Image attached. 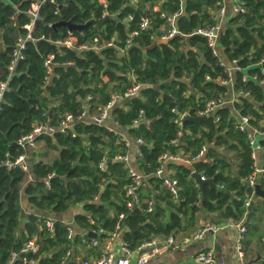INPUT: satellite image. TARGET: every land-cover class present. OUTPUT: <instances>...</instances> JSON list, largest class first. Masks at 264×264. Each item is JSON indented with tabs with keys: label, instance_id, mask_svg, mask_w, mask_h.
Masks as SVG:
<instances>
[{
	"label": "trees",
	"instance_id": "obj_1",
	"mask_svg": "<svg viewBox=\"0 0 264 264\" xmlns=\"http://www.w3.org/2000/svg\"><path fill=\"white\" fill-rule=\"evenodd\" d=\"M30 1L0 0V80L7 78L16 37L27 32ZM240 1L244 11L228 18L218 45L227 61H237L240 69L233 72V89L242 95L202 120L196 118L204 116L200 113L206 104L228 92L220 81H228L229 75L207 39L194 31L215 23L213 12L222 0L41 3L30 30L33 40L25 41L23 56L15 62L0 98V264H7L12 253V264H27L28 258L38 264H76L74 259L95 257L119 213L123 214L121 238L133 250L151 236L185 232L194 226L198 210L212 215L211 223L241 222L246 228L241 236L243 264H264V198L251 197L252 188L246 183L253 169V147L248 132L239 130L235 114L247 116L249 124L264 133V0ZM173 14L175 32L161 38L173 27L168 20ZM141 16L148 19L147 28H140ZM90 18L95 19L87 28L70 32L78 45L95 37L98 49L54 43L69 34L66 26L53 27L54 21L82 23ZM49 53L53 67L47 78L43 59ZM134 82L141 83L138 92L116 102L105 122L118 124L131 141L141 138L133 164L144 182L135 200L126 193L134 183L132 176L125 163L116 159L129 150L123 134L105 123L77 118L83 110L96 114L115 93ZM182 111L187 114L179 124L174 119ZM67 114L74 121L60 129L59 122ZM38 123L50 124L55 131L37 134V148L28 151V170L5 164L23 151L17 139ZM257 141L264 149V136ZM202 148L203 156L191 164L166 163L170 177L177 180V192L172 194L155 175L158 156L167 151L194 157ZM260 163L258 182L264 190V151ZM192 172L212 180L211 184H204L201 191ZM22 193L40 211L29 213L23 226ZM78 205L81 210L72 218V239L66 235L67 222L60 219H53L52 230L47 229L46 217ZM248 212L253 213L249 220ZM99 228V233L92 232ZM91 237L99 243L91 245ZM30 238L38 244L35 253L21 251ZM69 247L71 253L65 258Z\"/></svg>",
	"mask_w": 264,
	"mask_h": 264
},
{
	"label": "built area",
	"instance_id": "obj_2",
	"mask_svg": "<svg viewBox=\"0 0 264 264\" xmlns=\"http://www.w3.org/2000/svg\"><path fill=\"white\" fill-rule=\"evenodd\" d=\"M44 1H50L53 2L54 0H31L29 3V7L26 9V13L29 16V22L24 24L27 28V32L24 34H19L14 42V48L11 52V57L8 62V75L6 79L0 80V98L2 96L3 91L7 88V79L10 77L11 73L14 71L16 65L15 62L23 56V48L25 47V41L30 39L33 40L30 30L33 27V22L34 19L38 16V10L39 7L41 6V3ZM103 2V0H101ZM154 8H157V5H154ZM232 9V15L236 14L238 12H243L244 7L241 5L240 0H234V3L231 7ZM128 19H131L132 16L131 14L127 15ZM225 18V8L221 6L215 13V23L212 25H208L207 27H201V28H196L194 32L197 34L204 36L207 39V42L209 46L212 48V52L217 55V45L218 41L220 38V33L223 29V20ZM168 20L172 24V28L170 31L167 33V35H162L161 38H167L171 36L175 32V26L173 25L172 21V16H169ZM140 22V28H147L149 26L148 19L144 16H141L139 18ZM133 34L136 33V30L132 32ZM76 36L71 35V32L69 31V34L63 38H57L55 39L54 43L56 42L57 44H63L66 45L70 48H92V49H98L99 45L96 43V38L92 40V42L87 43L83 42L81 44H77L76 42ZM128 44L130 43L127 41ZM111 42H108V45H110ZM52 59H53V54L49 53L47 54L44 59H43V64L45 66V71H46V77L50 75L52 71ZM222 61V60H221ZM222 64L226 67L227 73L229 75V80L228 81H220L221 84L227 86L228 92L225 94L224 97L219 98L218 100H211L206 104L205 110L200 113V115L208 116L210 112L214 111L217 107L221 106H229L233 105V102L236 100V97L239 95H242L240 91L236 92L233 89V72L236 70H239L240 68L238 67L237 61L232 60L230 61V66H226L223 62ZM256 78V77H253ZM246 80V77H243V81ZM141 87V83L139 82H134L128 89H126L122 93H115L111 99L108 101L107 104L103 105L100 110L93 115H88L86 110H83L81 114L77 117L78 119L84 120L86 117L88 121L94 122V123H99V124H104L105 120L109 116V111L111 107L115 104L116 100H121L123 98H129L132 96H135V94L138 92L139 88ZM176 110V106L172 108V111ZM142 111V110H141ZM186 111L179 112L178 116L174 119L175 122L181 124L182 123V118L186 116ZM235 114L237 115V122H238V128L239 130L242 131H247L249 134V140L250 143L252 144L253 150L255 148H260L261 146L257 145L258 147H255L256 143V137H261L264 136V133H260L258 130H256L253 126L249 124V119L247 116L239 114L237 111H235ZM137 120V119H136ZM136 120H134L136 122ZM74 121L73 117L70 114L65 115V117L59 122L60 129H64L66 127H69L72 125V122ZM111 129V128H110ZM55 131V128L51 126L50 124L47 123H38L34 129L19 137L17 139L18 144L21 145L23 148V151L13 160V161H5V164L8 166L11 165H19L23 170H28L29 164H28V151L29 150H34L37 148V144L35 143V137L39 133H47V134H52ZM177 133H180V130L177 131ZM123 140L125 141V144L129 147L131 146V143L133 142L136 146V152H137V143L142 142L141 138L137 137L135 140L131 141L130 139L126 137H122ZM258 143V141H257ZM259 144V143H258ZM205 149H199L198 153L194 157H189L188 155H184L181 153H176L172 154L170 152H163L158 156V160L160 161L159 166L157 167L155 171V175L161 177L163 180V184L166 185V187L169 189V191L172 194H176L177 192V180L174 178L170 177L169 169L166 168V163L170 160L173 161H181L185 162L188 164H191L193 160L196 159V157H199L200 155L203 156V151ZM251 152L253 158H254V163H253V169L251 171V175H249L246 179L247 185L252 188V194L251 197L253 196L254 192V187L255 184L257 183L258 176L260 175V172L263 170L261 165L256 163V156L255 153ZM119 159L123 161L128 168V173L129 175L132 176V180L134 183L130 185L126 193L130 195V197L135 200L137 198V188L139 185H141L144 181V175L136 170L133 161L130 160L129 157V150L121 155H117L116 159ZM99 167L103 168L104 167V157H102L99 161ZM48 175L44 179V183L47 185L48 183ZM28 179L30 180L32 178L31 174L27 175ZM202 179H205L202 177ZM250 197V198H251ZM249 201L245 203L246 206H249ZM128 206H131V201L127 202ZM152 201H149L148 205V210L151 209ZM123 216L122 213L118 214V222L115 224V227L112 231L108 233V236L103 240V242L100 245V252L99 255L93 257L89 255L87 258H77L75 259L76 264H147L152 257L157 255L160 251L163 250H168V249H179L183 244L188 243L192 240H197L201 235H204L207 232H216L218 230L222 229H235L237 233L236 237V253L238 256V259L240 261L243 260V250H242V241H241V236L246 232V228L241 222H234V221H229L223 224H215L208 222L204 225L201 224V227L198 228L197 231H195L192 235H185L181 237L179 240L176 239V237L172 234L167 235L165 237L163 236H151L147 239H144L143 241L140 242L139 246L136 249H129L126 241H124L122 238L120 239V244H119V249L115 250L113 248V243L115 242V239L119 236V233L121 232V222L119 219ZM51 218L46 217L45 223L46 227L48 230H52L53 223H52ZM68 227H67V237L69 239L73 238L74 235V227H73V222H68ZM102 229L99 228L98 230H92L94 233H99ZM89 242L91 245H97L99 241L95 237H91L89 239ZM38 250V244L35 242L34 238H30L25 242V245L21 248V251H31L33 253L37 252ZM71 253V247H69L66 252H65V258L68 257ZM135 253V256L133 255ZM15 253H12L9 260L6 262L7 264H12L11 261L14 258ZM193 259L197 262V264H219L216 254L212 249H207V250H199L197 253L193 255ZM27 264H38L37 260L35 258H28L26 261Z\"/></svg>",
	"mask_w": 264,
	"mask_h": 264
},
{
	"label": "crops",
	"instance_id": "obj_3",
	"mask_svg": "<svg viewBox=\"0 0 264 264\" xmlns=\"http://www.w3.org/2000/svg\"><path fill=\"white\" fill-rule=\"evenodd\" d=\"M181 2H184V0H180ZM234 3V0H222V6L225 8V18L223 20V27L226 26L228 18L232 16V5ZM217 11V10H216ZM215 12L214 15H215ZM175 18L176 14L172 15V21L173 25L175 26ZM217 55L220 57L222 62L228 67L230 66V61L226 59L225 55L223 54V49L220 45H217ZM233 75V74H232ZM116 102H120V100H116ZM115 102V103H116ZM88 119L87 117L84 119V121ZM105 124L113 129L114 131L121 132L124 137L128 138L122 128L118 126L115 122H105ZM129 139V138H128ZM259 139V136L256 137V140ZM255 147L260 146V144L255 143ZM264 149L262 147L255 148L253 152L256 156V163L261 165L262 156H263ZM136 153V146L132 142L130 149H129V157L130 160L133 161L134 154ZM20 204H21V210H20V223L21 226L24 225V221L26 220L29 213L33 212L35 214L40 213L36 208H34L28 201L27 197L24 193L20 196ZM81 210V207L73 206L68 208L65 211H59V213L53 214V216H48L51 219H60L64 222H72L73 215ZM212 215L206 214L202 212V210H198V212L195 213V224L193 227L187 229L185 232H178V234H174L176 239H180L181 237L185 235H192L195 231L198 230V228L201 227V224L204 225L208 222H210L209 217ZM236 237L237 233L235 229H222L218 230L216 232H207L204 235H201L197 240H192L188 243L183 244L179 249H168L160 251L157 255L152 257L150 261L147 264H197V262L193 259V255L197 253L199 250H207L212 249L214 253L216 254L217 260L219 264H232L231 258L233 256H236L237 263L236 264H243V261H240L238 259L237 253H236ZM121 239V232L119 233V236L115 239V242L113 243V248L115 250L119 249ZM135 256V253H133ZM251 258V255L248 256ZM75 261V259L73 260Z\"/></svg>",
	"mask_w": 264,
	"mask_h": 264
},
{
	"label": "water",
	"instance_id": "obj_4",
	"mask_svg": "<svg viewBox=\"0 0 264 264\" xmlns=\"http://www.w3.org/2000/svg\"><path fill=\"white\" fill-rule=\"evenodd\" d=\"M106 17H108L107 15H105L102 19H100L99 21L102 22ZM95 18H90L82 23H73L71 22V20H56L54 21V23H52V26H57V25H63V26H66L68 28L69 31H73L74 29L76 30H82V28H87L91 22L94 21ZM188 37V36H187ZM206 116H202V117H197L196 120H202L204 119ZM193 179H195L196 183H198L201 191L203 189V186L204 184H211L212 180H205V179H202V176L197 172H192L191 175H190ZM254 197H261V198H264V190H262L259 186V182L257 180V183L255 184V187H254ZM253 213L251 212H248L247 214V220L250 219V217L252 216ZM69 261V260H68Z\"/></svg>",
	"mask_w": 264,
	"mask_h": 264
},
{
	"label": "rangeland",
	"instance_id": "obj_5",
	"mask_svg": "<svg viewBox=\"0 0 264 264\" xmlns=\"http://www.w3.org/2000/svg\"><path fill=\"white\" fill-rule=\"evenodd\" d=\"M236 261H237L236 256H233V257L231 258V263H232V264H236V263L238 262V261H237V262H236Z\"/></svg>",
	"mask_w": 264,
	"mask_h": 264
}]
</instances>
